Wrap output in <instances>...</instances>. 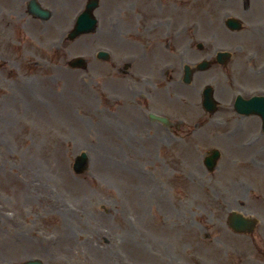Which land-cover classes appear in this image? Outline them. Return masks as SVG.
Instances as JSON below:
<instances>
[{
	"label": "rangeland",
	"instance_id": "374dc122",
	"mask_svg": "<svg viewBox=\"0 0 264 264\" xmlns=\"http://www.w3.org/2000/svg\"><path fill=\"white\" fill-rule=\"evenodd\" d=\"M24 1L0 0V264L35 258L43 264H264V230L232 235L226 216L236 204L222 208L212 197L223 194L212 191L214 183L226 186L234 172L247 170L230 159V176L208 172L207 150H185L174 130L144 122L138 107L145 102L125 89L132 82L128 91L143 88L154 101L162 86L111 74L92 59L102 44L99 30L67 40L54 21L26 15ZM84 1L73 0L65 30ZM58 2L61 17L65 5ZM118 3L108 1L103 15ZM131 23L126 17L122 25ZM199 24L203 33L213 26L206 12ZM80 55L91 62L87 69H70L69 59ZM189 88L184 96L193 98ZM170 106L193 125V110L183 115L179 109L186 107L174 100ZM80 152L88 163L76 175L72 164ZM243 190L238 186L230 197L240 199ZM256 209L261 213L264 202Z\"/></svg>",
	"mask_w": 264,
	"mask_h": 264
},
{
	"label": "flooded vegetation",
	"instance_id": "af4514ba",
	"mask_svg": "<svg viewBox=\"0 0 264 264\" xmlns=\"http://www.w3.org/2000/svg\"><path fill=\"white\" fill-rule=\"evenodd\" d=\"M203 3L213 25L206 33L197 28ZM191 15L195 23L190 29L191 38H187L185 22ZM126 17L132 20L131 26L122 25ZM110 19L114 23L109 24ZM227 19L237 20L240 28L226 25ZM100 32L103 48L109 56L118 58L112 68L124 75H145L147 81L164 86L165 93L169 91L167 86L185 84L186 65L195 67L206 62L205 69L193 68L188 84L197 86L193 104L197 113L201 112L194 128L198 130L203 123L215 129L218 136L212 139L222 147L228 144L224 140H229L233 145L253 150L245 154V160L264 173L263 119L240 115L233 105L237 93L245 99L264 97V0H121L108 9ZM219 51L228 52L227 58H218ZM221 79L227 87L224 92L218 91L220 109L210 115L204 111L202 90L206 85L217 87ZM227 93L233 96H225ZM261 109L264 114V103ZM167 110V102H162L156 113L166 116ZM154 123L166 132L171 128ZM195 129L184 133H193ZM199 133L205 135L202 139L209 134L204 130Z\"/></svg>",
	"mask_w": 264,
	"mask_h": 264
},
{
	"label": "water",
	"instance_id": "95a60500",
	"mask_svg": "<svg viewBox=\"0 0 264 264\" xmlns=\"http://www.w3.org/2000/svg\"><path fill=\"white\" fill-rule=\"evenodd\" d=\"M34 11H35L36 13H38L39 15H41L40 12H38L37 9L34 8ZM85 12L88 13L89 11L87 10V11H85ZM88 21H89V17L87 16V14H86V13L82 14V15L79 17L78 21H77V29H78V30H77V29H74V31H73V33H71L70 37L73 38V37L76 36L77 34H80V33L84 32L85 30H83V28L85 27V23L88 22ZM92 22H93V20H92ZM81 61H82V59H76V60H73L71 64H72V65H74V64L77 65V64H79ZM216 155H217V154H215V155H213V156L211 155V158H213V159H212V162H213L214 159L216 158ZM84 163H85V156H84V155H80L79 157H77L76 162H75V164H74L75 172H77V173L82 172L83 169H84ZM212 166H213V165L209 166V168H212ZM25 264H41V263L38 262V261H28V262H26Z\"/></svg>",
	"mask_w": 264,
	"mask_h": 264
}]
</instances>
